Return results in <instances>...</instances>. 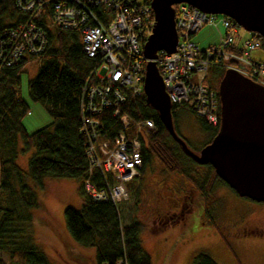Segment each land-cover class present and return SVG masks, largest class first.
Instances as JSON below:
<instances>
[{"label":"trees","instance_id":"16d2710c","mask_svg":"<svg viewBox=\"0 0 264 264\" xmlns=\"http://www.w3.org/2000/svg\"><path fill=\"white\" fill-rule=\"evenodd\" d=\"M51 13L49 9L39 22L47 35L46 47L37 55L26 51L13 65L0 66V255L9 256L12 264H55L36 242L34 225L35 211L42 207L45 209L36 188L44 189L45 179L49 177L79 183L80 205L67 206L65 220L74 242L84 249L93 250L85 261L87 264H153L151 255L142 245L145 225L136 221L123 223L118 215L121 202L95 201L86 191L88 180L99 190L104 187L101 172L98 169L90 171L86 141L81 132L80 98L95 59L87 55L80 31L62 30L48 23ZM27 18L28 15L18 7V0H0V36ZM253 39L260 40L264 49L263 37L254 34ZM29 61L40 64L37 76L28 83L30 98L42 105L52 119L50 125L33 133L24 124L30 107L19 89L21 74ZM226 70L212 66L205 85L218 94ZM181 108L200 119L203 129L211 134V143L220 125H211L187 107L173 105L177 134L180 136L177 124ZM122 110L133 122L152 119L156 125L151 135L141 137L143 165L134 179L141 177L152 160L157 158L167 172L185 175L205 200L216 183L230 188L211 164L201 165L202 168L194 166L200 164L172 138L158 112L148 105L145 95L128 93ZM99 119L105 125L102 139L108 142L113 143L115 137L125 131L113 111L103 112ZM127 132L131 137L135 134L134 130ZM25 153L30 154L28 170L19 164ZM233 192L237 194L235 190ZM135 196L137 201L139 194ZM0 264H6L1 257ZM193 264L218 263L210 255L200 253L195 255Z\"/></svg>","mask_w":264,"mask_h":264},{"label":"built area","instance_id":"2783aa9c","mask_svg":"<svg viewBox=\"0 0 264 264\" xmlns=\"http://www.w3.org/2000/svg\"><path fill=\"white\" fill-rule=\"evenodd\" d=\"M151 0H18V7L28 15L25 22L0 36V66L17 63L26 51L37 55L47 45V35L39 22L51 9L52 27L80 31L85 51L95 59L80 98L81 132L87 146L90 171L98 169L103 189L88 180L86 191L95 201L118 204L129 198L127 184L143 165L141 137L151 135L154 120L133 122L122 110L127 94L144 93L146 65L144 46L156 24ZM179 40L176 52L160 53L154 61L162 74L172 105L193 110L211 125L221 122L220 98L205 81L212 66L236 69L249 80L264 86V63L252 58L263 49L253 36L238 42L239 26L224 16L220 24L225 34L220 41L200 48L194 37L206 26L215 24L219 15L205 13L189 4L175 6ZM7 40V42H6ZM6 51V52H5ZM11 60V61H10ZM243 64L244 70L238 67ZM113 111L125 131L113 143L102 139L105 127L99 116ZM130 129V130H127ZM122 264V263H120Z\"/></svg>","mask_w":264,"mask_h":264},{"label":"rangeland","instance_id":"374dc122","mask_svg":"<svg viewBox=\"0 0 264 264\" xmlns=\"http://www.w3.org/2000/svg\"><path fill=\"white\" fill-rule=\"evenodd\" d=\"M223 17L219 15L215 24L206 26L194 37L200 48L220 41L225 34L220 24ZM203 35L205 37L199 42L198 37ZM253 35L239 27L237 40L244 42ZM252 58L264 63V49L254 51ZM39 68V62L29 61L19 86L21 97L30 107L24 124L31 133L52 122L47 110L33 102L29 95V80L37 76ZM238 68L244 70L245 66L241 64ZM178 113L180 136L192 151L200 153L210 142L211 134L203 129L200 119L191 111L181 108ZM29 155L25 153L19 159L24 170H28ZM78 185L76 180L49 177L45 179L44 189L36 185L38 199L45 206L34 213L36 242L55 264H87L85 261L93 254V250L76 244L67 230L65 208L79 207ZM129 187L130 198L121 201L118 215L123 223L136 221L145 225L142 245L151 255L153 264H193L195 255L200 253L210 255L218 264H264V203L241 198L219 183L205 200L185 175L167 172L157 158L141 177L129 183ZM136 194H139L137 201ZM191 199H195L194 203ZM183 202L193 206L187 220L179 217ZM244 227L247 235H243ZM0 257L6 264H12L9 256Z\"/></svg>","mask_w":264,"mask_h":264},{"label":"water","instance_id":"95a60500","mask_svg":"<svg viewBox=\"0 0 264 264\" xmlns=\"http://www.w3.org/2000/svg\"><path fill=\"white\" fill-rule=\"evenodd\" d=\"M156 24L144 46V93L172 138L200 165L211 164L241 198L264 203V86L227 69L220 81L221 122L217 135L200 153L192 151L176 130L172 103L158 64L160 52H176L175 6L186 3L213 15L231 18L247 32L264 38V0H151Z\"/></svg>","mask_w":264,"mask_h":264},{"label":"flooded vegetation","instance_id":"af4514ba","mask_svg":"<svg viewBox=\"0 0 264 264\" xmlns=\"http://www.w3.org/2000/svg\"><path fill=\"white\" fill-rule=\"evenodd\" d=\"M187 198H188V196H187ZM187 198H186V202L188 201ZM194 201H195V199H191L192 203H194ZM186 202L182 203V209H181L180 216L177 213H174L176 216L178 215L180 217V219H182V220H187L188 215L193 211V206H191V204L189 202L188 203H186ZM171 218H173V217H171ZM243 229H244V231H242V232L244 234L243 233L242 234L243 235H245V234L247 235L246 227H244ZM239 234H241V233H239ZM236 235H238V233H236Z\"/></svg>","mask_w":264,"mask_h":264},{"label":"crops","instance_id":"0c3cea01","mask_svg":"<svg viewBox=\"0 0 264 264\" xmlns=\"http://www.w3.org/2000/svg\"><path fill=\"white\" fill-rule=\"evenodd\" d=\"M204 37H205V35H203V36H199V37H198V41H199V42H202V38H204Z\"/></svg>","mask_w":264,"mask_h":264},{"label":"bare ground","instance_id":"6f19581e","mask_svg":"<svg viewBox=\"0 0 264 264\" xmlns=\"http://www.w3.org/2000/svg\"><path fill=\"white\" fill-rule=\"evenodd\" d=\"M160 53H166V52H160ZM159 53V54H160ZM83 123V117H81V124Z\"/></svg>","mask_w":264,"mask_h":264}]
</instances>
